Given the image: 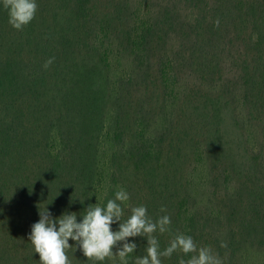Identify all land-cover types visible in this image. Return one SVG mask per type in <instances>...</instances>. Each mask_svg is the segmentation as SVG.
I'll list each match as a JSON object with an SVG mask.
<instances>
[{
  "label": "trees",
  "instance_id": "trees-1",
  "mask_svg": "<svg viewBox=\"0 0 264 264\" xmlns=\"http://www.w3.org/2000/svg\"><path fill=\"white\" fill-rule=\"evenodd\" d=\"M132 1L36 0L34 17L21 29L9 24L0 3V264H40L28 240L39 211L47 208L54 217L77 212L79 220L93 203L102 186L99 158L113 105L112 139L120 147L110 155L111 177L97 205L114 199L121 184L129 195L121 222L140 205L153 222L168 215L170 231L152 233L161 250L181 233L197 248L218 252L221 264L244 245L264 247V186L257 171L255 187L246 185L244 195L229 203L228 214L225 206V224L216 229L222 213L206 216L190 204L179 172L184 146L166 136L151 140L143 128L146 116L160 110L168 83L183 78L189 81L181 112L196 116L200 128L208 131L213 120H224L226 97L237 89L245 109L261 119L264 0H161L137 34ZM106 39L124 55L130 50L134 55L133 73L115 86ZM178 119L171 123L174 131ZM128 239L137 245L129 254L133 264L146 255L148 244L146 236ZM66 254L71 264H119L118 256L103 262L87 258L75 245ZM193 254L177 250L161 257L162 264H179Z\"/></svg>",
  "mask_w": 264,
  "mask_h": 264
},
{
  "label": "rangeland",
  "instance_id": "rangeland-1",
  "mask_svg": "<svg viewBox=\"0 0 264 264\" xmlns=\"http://www.w3.org/2000/svg\"><path fill=\"white\" fill-rule=\"evenodd\" d=\"M158 1L161 0H133L131 2L130 20L134 34L148 25L152 19L151 11ZM106 36L109 35L106 34ZM108 42L106 39L107 45ZM174 45L173 42L172 46ZM172 46L170 44L168 47V55L171 54ZM108 47L110 50L108 53L110 54L108 57L110 79L112 85L115 86L120 78L125 79L133 73L132 56L134 55L131 50L126 51L128 55H124L117 43L108 45ZM188 81L187 78H183L178 83H168L167 91H163L156 107L160 110L146 116L143 128H146L145 136L147 135L151 140L158 136H166L167 142L179 148L184 146L182 156L185 158L182 159L179 172L186 185L187 194L190 196V204L193 205V209L204 211L206 216L213 217L222 213L223 219L221 224L216 225L217 229L225 224V206L228 214L229 203L244 195L243 188L255 187V171L258 172L260 183L264 186V114L259 120L253 119L243 104L242 91L237 89L226 97L229 109L222 115L224 120L220 123L213 120L208 131L202 129L198 125L196 116L193 118L188 113L181 112L180 103ZM140 96L139 93L136 97V111L139 109ZM159 96L160 94L157 93L156 98ZM153 104L152 100L150 105ZM114 109V105L109 108L111 112L108 113L106 121L108 132L103 140L99 158L102 186L95 194L92 204H98L106 192V182L111 177L109 173L110 155L120 147L112 139L114 128L111 116H113ZM177 119L179 129L174 131L171 123L175 124ZM120 149L123 150V147ZM123 188L120 184V189ZM238 250L237 256L227 264H264V247L244 245ZM215 255L219 257L218 252Z\"/></svg>",
  "mask_w": 264,
  "mask_h": 264
},
{
  "label": "clouds",
  "instance_id": "clouds-1",
  "mask_svg": "<svg viewBox=\"0 0 264 264\" xmlns=\"http://www.w3.org/2000/svg\"><path fill=\"white\" fill-rule=\"evenodd\" d=\"M8 10V22L12 27L21 29L34 17L36 0H0ZM51 63L49 59L45 67ZM129 199L124 189L115 192L114 199H108L106 205L89 204L84 215L65 211L54 217L50 210L41 213L39 219L31 225L28 240L39 254L40 264H71L66 250L75 245L83 256L103 262L105 258L119 257V264H129V254L136 248L130 237L146 236V255L137 256L133 264H162L161 257H171L177 250L185 255L194 253L187 260L180 258L179 264H221L218 256L207 246L197 248L189 235L177 234L169 245L160 249L158 240L152 233L170 231L171 219L168 215L159 217L155 222L147 215L144 205L131 209V215L121 222L122 204ZM119 202V203H118ZM96 205V206H93ZM118 222V228L112 225ZM72 241L70 243L69 241ZM117 242H123L118 248Z\"/></svg>",
  "mask_w": 264,
  "mask_h": 264
}]
</instances>
